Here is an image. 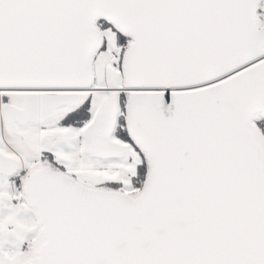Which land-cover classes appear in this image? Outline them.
I'll return each mask as SVG.
<instances>
[{
    "label": "snow or ice",
    "instance_id": "obj_1",
    "mask_svg": "<svg viewBox=\"0 0 264 264\" xmlns=\"http://www.w3.org/2000/svg\"><path fill=\"white\" fill-rule=\"evenodd\" d=\"M0 264H264V0H0Z\"/></svg>",
    "mask_w": 264,
    "mask_h": 264
}]
</instances>
